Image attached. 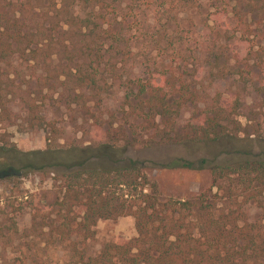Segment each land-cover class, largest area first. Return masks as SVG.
<instances>
[{"label":"trees","instance_id":"16d2710c","mask_svg":"<svg viewBox=\"0 0 264 264\" xmlns=\"http://www.w3.org/2000/svg\"><path fill=\"white\" fill-rule=\"evenodd\" d=\"M123 2L0 0V129L10 118L1 63L25 55L51 59L49 43L38 47L44 40L120 44L119 40H126V20L117 21L114 11ZM236 2L250 12H264V0ZM60 44L67 53L65 42ZM76 72L77 82H85L90 90L98 88L95 75L80 66ZM145 73L122 82L121 105L106 119L83 103L97 147L86 155L71 154L66 162L53 157L67 172L60 176L61 196L51 203L33 196L23 199L22 192L13 194L17 173L25 175L44 164L33 151L8 144L0 132V180L12 183L0 204V264H51L46 256L49 248L65 254V260L55 264H264V153L234 163L210 162L211 184L194 199L161 197L137 161L120 160L127 148L138 143L188 148L236 137L241 131L237 118L241 96L216 92L210 97L172 71ZM25 105L28 118L37 119L39 106L33 100ZM190 106L194 109L189 120L178 125L182 111ZM107 155L117 160L91 161ZM167 165L189 168L193 163L178 158ZM24 209L30 220L19 230L17 217ZM125 216L132 218L135 235L106 241L91 253L97 222Z\"/></svg>","mask_w":264,"mask_h":264},{"label":"rangeland","instance_id":"374dc122","mask_svg":"<svg viewBox=\"0 0 264 264\" xmlns=\"http://www.w3.org/2000/svg\"><path fill=\"white\" fill-rule=\"evenodd\" d=\"M122 1L114 11L117 21L126 20V40H119L120 44L112 40H44L38 47L49 43L54 52L51 59L25 55L1 63V79L8 84L6 106L10 118L0 132L8 144L20 151H33L44 164L25 175L17 173L14 195L22 192L23 199L33 196L43 203L61 196L60 176L67 170L55 164L56 158L66 162L71 154L86 155L97 147L93 123L84 113L83 103L106 119L121 105L122 82L144 77L153 69L172 71L210 97L216 92H237L241 96L237 116L241 131L236 137L188 148L138 143L125 150L120 160L137 161L161 197L194 199L211 184L210 162L234 163L263 155L264 12H250L236 0ZM60 41L65 42L67 53ZM80 48L84 50L79 52ZM77 66L96 76L98 88L90 90L85 82L76 81ZM26 100L39 106L37 119L28 118ZM193 109L190 106L182 111L178 125L189 120ZM178 158L192 162V167L167 165ZM201 159L206 162L201 163ZM116 160L107 155L91 161L113 164ZM10 188L12 183L0 180V204ZM29 220V211L24 209L17 217L19 230L28 226ZM95 230L91 253L106 241L135 235L129 216L99 220ZM46 256L51 264L65 260L60 248H49Z\"/></svg>","mask_w":264,"mask_h":264}]
</instances>
